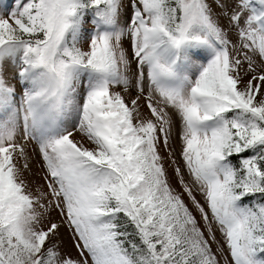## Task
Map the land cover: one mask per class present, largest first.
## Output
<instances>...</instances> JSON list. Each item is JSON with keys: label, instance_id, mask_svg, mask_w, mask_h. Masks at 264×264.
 I'll return each instance as SVG.
<instances>
[{"label": "snow or ice", "instance_id": "1", "mask_svg": "<svg viewBox=\"0 0 264 264\" xmlns=\"http://www.w3.org/2000/svg\"><path fill=\"white\" fill-rule=\"evenodd\" d=\"M0 264H264V0H0Z\"/></svg>", "mask_w": 264, "mask_h": 264}, {"label": "rangeland", "instance_id": "2", "mask_svg": "<svg viewBox=\"0 0 264 264\" xmlns=\"http://www.w3.org/2000/svg\"><path fill=\"white\" fill-rule=\"evenodd\" d=\"M213 7H214V9H215V5H213ZM217 12H219V9H215ZM224 22H226V21H223L222 20V23H224ZM125 47L127 48V47H129V45H128V42L127 41H125ZM179 127H178V123H177V128L175 129V131H174V134H173V140H172V147H173V149H175L177 152L179 151ZM76 139H80V137H79V134H76ZM38 160V157L36 158V159H34L33 160V172L35 173V172H37L38 171V169H37V167H36V161ZM169 174L170 175H172V171H171V169H169ZM197 198L198 199H201V202H203V200H202V197L200 196V194L199 193H197ZM54 215H55V213H54ZM61 239H63L64 241H65V243H67V241H68V234H67V232H66V230L65 229H61ZM214 248H215V246H213ZM73 253L75 254V251L73 250Z\"/></svg>", "mask_w": 264, "mask_h": 264}]
</instances>
